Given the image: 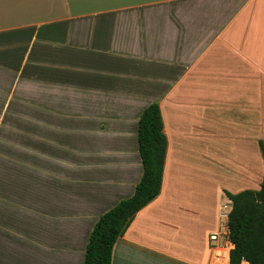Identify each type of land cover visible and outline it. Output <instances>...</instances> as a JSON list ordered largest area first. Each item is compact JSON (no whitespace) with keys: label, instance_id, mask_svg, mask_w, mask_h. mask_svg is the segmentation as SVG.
Listing matches in <instances>:
<instances>
[{"label":"crops","instance_id":"crops-1","mask_svg":"<svg viewBox=\"0 0 264 264\" xmlns=\"http://www.w3.org/2000/svg\"><path fill=\"white\" fill-rule=\"evenodd\" d=\"M12 97L28 113L0 140V264L83 263L99 215L142 175L150 102L167 138L161 188L110 264H229L223 189L264 170V0H0V103ZM212 132L236 145L216 161L220 200L197 161ZM94 141L105 166L86 152Z\"/></svg>","mask_w":264,"mask_h":264},{"label":"trees","instance_id":"trees-1","mask_svg":"<svg viewBox=\"0 0 264 264\" xmlns=\"http://www.w3.org/2000/svg\"><path fill=\"white\" fill-rule=\"evenodd\" d=\"M137 143L142 162V175L133 193L119 200L99 215L85 246L82 264H110L116 239L123 234L135 213L154 199L161 188L167 138L157 102H150L137 123ZM264 164V144L258 141ZM230 199L226 237L229 264H264V170L259 187L236 192L223 189Z\"/></svg>","mask_w":264,"mask_h":264},{"label":"rangeland","instance_id":"rangeland-1","mask_svg":"<svg viewBox=\"0 0 264 264\" xmlns=\"http://www.w3.org/2000/svg\"><path fill=\"white\" fill-rule=\"evenodd\" d=\"M13 97H12L13 102L11 104H9V107H8V104L6 105L4 103H0V140H1V137L6 133V124L9 120L22 117L23 112L28 113V111L23 110L22 103H20L19 100H16V101L13 100ZM32 112L37 113L38 111L35 110ZM101 120H102V124H103L102 128H104V126H105V110L101 111ZM211 130H213V129H211ZM215 131L217 133L220 132L218 130H215ZM96 132L97 131H94V133H96ZM212 134H213V132L211 133V135L208 136V139L206 141L205 156L204 157L200 156L197 161L200 164V168H199L200 174L201 175H207V177H211L213 179L211 187L208 189V197L210 199L220 200V199H225L226 197L223 194H221L220 192H218L219 190L217 189V185L219 184L218 182H219V179L221 177L219 174V167H218V164L216 163V161L219 159V154L222 152L221 149L224 150L226 152V154H235L236 152L234 150V147L236 145L234 142L219 141V138L217 137V135H212ZM104 137L100 141H105ZM100 141H94L92 143L93 148H90L89 149L90 151L86 150V152H89L91 154L90 156L93 155V160L95 163L97 162L98 155H100L101 165L105 166V155L102 156L100 151H99V150L105 149V142H100ZM239 144H241L240 146L243 149H245V147L247 146L248 147V153H249V150H251V149L258 150V146H257L256 142H254V145H251V143H249V142L246 144H244V143H239ZM219 149H220V152H219ZM86 156H87V154H86ZM0 162H4V155L0 157ZM202 169H204V170H202ZM258 169H259V167H258ZM201 170H202V172H201ZM189 171L193 172V170L190 167H189ZM221 176H222L221 182H223L224 174H222ZM261 176H262V172L259 171L257 173V178H259V177L261 178ZM225 183L227 184L226 186H228V187H230L231 185H234V183L230 180H225L224 184ZM258 183H259V181L256 183H253V185L247 186V187L257 189L259 187V186L256 187L258 185ZM230 188H235V187H230ZM222 219H223V217H222ZM19 225L21 228V222H19ZM221 237L223 238V234Z\"/></svg>","mask_w":264,"mask_h":264},{"label":"built area","instance_id":"built-area-1","mask_svg":"<svg viewBox=\"0 0 264 264\" xmlns=\"http://www.w3.org/2000/svg\"><path fill=\"white\" fill-rule=\"evenodd\" d=\"M216 235H217V233H212V234L210 235V238H211V239H215V238H216Z\"/></svg>","mask_w":264,"mask_h":264},{"label":"bare ground","instance_id":"bare-ground-1","mask_svg":"<svg viewBox=\"0 0 264 264\" xmlns=\"http://www.w3.org/2000/svg\"><path fill=\"white\" fill-rule=\"evenodd\" d=\"M221 255V249L217 251V256Z\"/></svg>","mask_w":264,"mask_h":264}]
</instances>
